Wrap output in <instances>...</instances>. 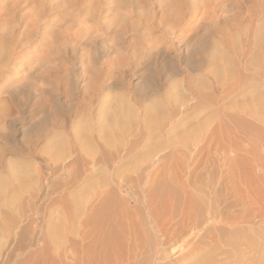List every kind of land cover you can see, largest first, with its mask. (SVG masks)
Returning <instances> with one entry per match:
<instances>
[{
	"label": "rangeland",
	"instance_id": "1",
	"mask_svg": "<svg viewBox=\"0 0 264 264\" xmlns=\"http://www.w3.org/2000/svg\"><path fill=\"white\" fill-rule=\"evenodd\" d=\"M263 11L264 0H0V39L2 42L5 41L7 46H11H9L11 53L12 49L15 51H13L11 58H16L17 61L12 75L6 77L0 71V83L3 84H0L3 86L0 90V144L8 150L15 151L17 157L25 161H33V166L44 167V173H49L50 170L45 169L47 164L45 167L42 159L48 158L47 153L50 152V148L45 140H38L37 133L40 130L35 129L37 125L43 127L45 122L47 127H51V123L58 124L59 122V124L61 123L60 126L64 125L65 133L71 138L74 132L71 124L78 122L77 111L92 102L93 115L98 113V107L95 108L94 106L95 103L97 105V101L102 99L113 100L114 95L115 97H123L124 100L126 99L125 101L129 100L131 103H135L138 106L134 104L138 112L143 106L146 107L152 103L147 100L150 94L147 87L151 83H158L165 90L161 97H156V104L163 102L166 98L169 99L170 96L172 97L173 90L180 87L181 93L185 92L181 96L186 99L190 98V104L188 103L189 106L184 117L180 119L181 122L175 120L176 117L171 119L176 125L179 123L181 125L179 124V127L173 130L174 133L172 132L171 136L166 135L163 141L171 138L174 143L165 146L162 152L159 151L157 156L160 157H152L149 162H145L147 165L141 164L143 168L146 165L145 173L148 174L147 176H156L155 181L150 182L148 180L146 186L142 188V192L138 193V196H144L142 199L148 198L152 201L150 203L153 204V208L156 206L155 211H160L162 219L168 213H173L171 218L174 222L178 221L180 212L188 205L191 213H193L195 221L188 222V227H185L186 235L184 234L183 237L173 240L172 243L164 247L166 248L164 255L168 258L163 264L175 263L191 246L199 247L203 253L198 259L199 264H209L204 262V257L206 254L211 255V253L216 256L213 255L214 259L226 258L222 262L228 264L232 260V257L230 259L227 256L233 244H236L243 252L247 254L249 252L248 256H256L257 250L264 244V159H262L264 157V149H262L264 144L261 140H257L258 135L264 134V115L262 113L259 116L255 114L256 117L252 115L254 114L253 110L251 112V109H248L251 106H248V98L250 97L245 95L246 99L244 96L249 91L241 92L243 96L238 95L237 97L240 102V106H238L240 110L237 112L239 117L241 116V131L246 133L239 136L242 138L241 141L239 140L242 145L240 148L243 147V149L238 150L239 154L237 151L230 153L227 148L224 150L222 146L221 149L218 147L217 150H210L211 154L201 155L200 158L196 157L195 154L204 149L210 134L218 125V117L222 114L214 111L216 110L214 104L205 103L204 98L207 95L215 98L217 93L213 90L224 80L220 79L215 82L212 73L206 71L203 74L207 78V84L199 83L195 80L194 74L188 69V66L189 62L190 65L192 62H196L198 56L205 52L208 53L209 51L210 53L214 51V48L215 52L218 49L222 50L224 48L222 44L216 42L219 41L218 38L221 40L225 35H227L225 38L231 37L236 30L244 27L248 15L253 12L259 15ZM227 31L228 33H226ZM245 35L244 33L239 34L241 39H244ZM114 36L118 37L115 39L117 43L113 40ZM121 39L124 41L123 44L119 42ZM202 41L204 43L201 44ZM232 59L236 61L234 55H232ZM239 63L241 72L242 70L244 72H242L243 75L253 78L254 82L257 80L255 83H264V77L256 73L260 70V65L247 67L241 62ZM0 65L2 68L4 67L1 61ZM2 68L0 67L1 70ZM173 69H177L181 73L179 76H175L176 78L170 74ZM252 71H256V74ZM189 81L191 83L190 89L187 87L190 84H187ZM112 85L113 88H109ZM194 87H197V90ZM209 87L211 93L208 91ZM9 90L12 94L7 93ZM188 90L193 91V93L191 92V94ZM169 94L170 96L167 97L166 95ZM198 98L200 101H197ZM226 100H221V103L224 102L226 106H231ZM4 110L10 112L6 113ZM215 112L216 114H214ZM260 115L263 116V119L259 118ZM252 118L256 119L253 121ZM245 122H248V125H244ZM198 124H201L199 128H197ZM42 127H39L41 131L44 129ZM188 127L197 128L191 138L181 139L175 136L178 129L179 132H183ZM204 127L207 128L206 131ZM244 129L246 131H243ZM166 130L167 128H165ZM128 139L131 142L138 140L136 137H128ZM176 145L178 148L175 149ZM183 145L185 148H182ZM71 147L73 148L71 157H66V159L63 157L64 160L60 157L56 158V161L52 159L48 162L49 168L61 169L57 175L49 177L47 180L49 186H54L49 188V192L52 194L49 193L51 200H58L59 197L63 198L65 194H69L63 184L67 185L69 174L72 175L73 171L75 172L77 168V165H74L75 159L78 158L76 144H72ZM132 160L126 159L124 165L119 168L122 173L124 172L122 175L128 180L134 178L135 173L132 172L140 166L134 164L135 162ZM203 161L204 163H202ZM239 167L240 169H238ZM182 170L184 171L183 174L181 173ZM230 170H235L233 182L236 181L234 179L238 178L235 187L231 182L233 173L230 174ZM171 172H173V176ZM179 176L182 183L177 178ZM182 177L184 178L182 179ZM154 182L156 183L154 184ZM32 186L31 189L35 185ZM227 190H229L228 193ZM13 191L18 197L23 198L24 195L19 193V190L14 189ZM182 191H185V195ZM120 196H126L125 192H120ZM154 197L155 199H153ZM51 200L37 204L44 205L45 203L49 207ZM164 203L166 204L164 205ZM184 204L186 205L184 206ZM130 205L134 207L136 203L132 200ZM54 206L56 207L54 208ZM50 207L54 218L60 209L59 205L53 204ZM170 207L174 210L170 211ZM133 218L138 220L136 216ZM47 222L42 221L41 225L39 222L31 224V221H24L18 226L23 227L22 230H26V233L33 229H36L34 232H38L39 229L43 230L44 226L49 224ZM2 224L4 225L2 226ZM0 225V264H116L121 256L123 260H128L129 264H148L154 258L153 250L145 248L147 245L150 248L153 247L154 241L151 240L150 235L148 238L145 236L137 237L135 240L137 242L134 239H131L132 241L114 239L111 240V246L110 241L106 243L96 239L94 241L93 239L81 241L72 236L66 237L67 239L62 238L63 240L52 239L51 237V239L42 240L40 236L33 238L34 235L32 237L28 233L26 236L18 237L14 233L16 230H11L13 236L8 225H5L1 220ZM220 235V243L223 247L218 250L213 249L216 252L205 253L204 249L216 245V238ZM139 242L142 243L141 246L144 244L145 246L139 248ZM249 244L255 246L251 247ZM248 246L250 247L248 248ZM254 248H256V252ZM219 251H224V254L217 256L216 253L219 254ZM117 257L118 260H116ZM222 262L211 264H223ZM243 264L249 263L243 262Z\"/></svg>",
	"mask_w": 264,
	"mask_h": 264
},
{
	"label": "bare ground",
	"instance_id": "2",
	"mask_svg": "<svg viewBox=\"0 0 264 264\" xmlns=\"http://www.w3.org/2000/svg\"><path fill=\"white\" fill-rule=\"evenodd\" d=\"M257 11H258V9H257ZM247 17H248L247 20L244 18L246 20L244 22L245 23L244 27H242L238 31L236 30V32H234L231 37L229 36L228 38H225V36H227V35H225L224 37L221 36V37H223L221 40H220V38H218L219 41L217 40L216 42L222 44V47H224L222 50H219L217 48L218 51L215 52L216 50L214 48L213 49L214 51H211L210 53L208 51V53L205 52V53L199 55L198 59L195 60L196 62H194V63L192 62L191 65L189 62L188 69H190V71H192V73L194 74L195 80L197 82H199V83H206L207 82V78H206L205 74H203L206 71L207 72L209 71V73H212V76H214L213 81L216 82L217 80L219 81L220 79L224 80L223 82H220V84L217 86L216 89L214 88L215 90H213V92L215 91L217 93V96L215 98L210 97L208 95L205 96V98H204L205 103L206 102L207 103H213L214 108H216V110H214V111L220 112L222 114L219 117L217 116L218 117V125L216 126L214 131H212V133L210 134L211 136L208 138V142L205 145L204 149L201 148L202 150H199V152L195 154L196 157H199V156L204 155V154L208 155L210 153V150H212V149L217 150L218 147H220V149H221L222 146H223L222 148L224 150H225V148H227L228 151H230V153L234 152V151H237V153H238L240 151L239 149H243V147L240 148V146H242V145H241V143H239V140L241 141V139H242V138H239V136L241 134H243L244 132L242 133V131H241V129H242L241 128V119H240L241 116L239 117V115H238V112L240 110V109H238V106H240L239 105L240 102L237 99L238 95H242L241 92L249 91L247 94H244V96L248 95V97H250V98H248L249 103L248 102L247 103L249 104L248 106L251 105L250 108H248V109H251V112L253 110L254 114H252V115H254L255 117H256V115L259 116L260 113H262L264 115V83H262V82H261V84L255 83V82H257L256 79H255L256 81L254 82L253 78H251V77L249 78L248 76L243 75L244 72H243V70H242L243 73L241 72L240 65H239L240 64L239 62L247 65V67L260 65L259 66L260 70L257 72L255 71V72L258 75L264 77V11L262 13H259V15L256 12H253L252 14L248 15ZM226 33H228V31ZM240 33L246 34L244 36V39L240 38V36H239ZM116 36H118V35H116ZM115 39H118V37H115L113 40L116 41ZM213 39H215V38H213ZM114 41H112V42L114 43ZM199 41H201V40H199ZM119 42H122L121 44L124 43V41L122 39L119 40ZM205 42H207V41H205ZM5 43H6L5 41L2 42L0 39V61L2 64H4L3 68L0 65V67L2 68V70L0 69V71L3 73L2 75H5L6 77H8L9 75H12L13 72L15 71L17 61H16V58H11V57H13L12 53L14 50L11 48L12 49V53H11V50H9L11 46L9 45L10 46L9 47ZM116 43H117V41H116ZM202 43H204V42L202 41L201 44ZM215 46H217V45H215ZM225 48H227V50H225ZM232 55H234L236 57V61H234V59H232ZM193 56H194V54H193ZM186 64L188 65V62ZM247 67H246V69H247ZM252 72H254V71H252ZM170 74L175 77V76H179L181 73H179V71L177 69H173V70H171ZM171 78H173V77H171ZM260 80H262V78ZM189 83H190V81L187 82V84H189ZM0 84H2V83H0ZM2 85H0V90H2V88H3ZM190 85H191V83L187 86L189 89H190ZM205 85H203V86H205ZM99 87H101V86H99ZM109 88H113V85L110 86ZM147 88H149V89H147L148 91L150 90V94L148 95L147 100L152 102V103H150V105H148L146 107L143 106V108H141L140 111H138V112H137L138 106L135 103L134 104L137 107L133 103H131L129 100L125 101L126 99L124 100L123 97L122 98L118 97V96L115 97L114 94H113L114 95L113 100L112 99L111 100L102 99L100 101H97V105L94 101L95 108H96V106L98 107V109H97L98 113L97 114L95 113L96 115L95 114L93 115V111H94L93 102L88 104L86 107L84 106L83 108H80V110L77 111L78 112L77 113L78 114V122L71 124L72 129H74L73 130L74 132L71 135V138L65 133L64 125L60 126L61 123L59 124V122H58V124L55 122L51 123L52 124L51 127H47L46 123L44 122L45 126L43 125V127H42V125H39V127L41 126L42 128H44V129H42L43 131H41V128H39L37 125V127H35V129L37 128V130H40V132L37 133L38 140L39 139L45 140L47 142L48 147L50 148V152L47 153L48 158L42 159V163L44 162L45 167L47 164V167L45 169L50 170L49 173H44V170H43L44 167L42 168V166H35V165L33 166L32 165L33 161L32 162L25 161L24 159L17 157V155L14 153L15 151L13 152L12 150H8L0 144V220L3 221V223H5V225H8V228L10 231L15 229L16 231L14 233L18 237L24 236V235L26 236L27 233L31 234L32 237L34 235L33 238H35L36 236H38V237L40 236L42 238V240L50 238V237L52 239L53 238L54 239H62V238L65 239L68 236H72V237H76L78 240H81V241L88 240V239H90V240L93 239V241H94V239H96V240H101V242L103 241L105 243L110 241V244H111V240H114V239H117V240L120 239V240H124V241L134 239V241H135L136 238L139 236H143V237L145 236L148 238V236L150 235L149 237H151L152 238L151 240L154 241L153 247L150 248V246L148 247V245H147V247H145V248H147L149 250H153L154 258L152 260H150V263H148V264H163L165 259L168 258V256L164 255V252L166 250V248H164V247L166 245H168L169 243H172L173 240H176L177 238L179 239V238H181V236L183 237L184 234L186 235L185 227L186 228L188 227L187 226L188 222H190V221L194 222L195 221V219L192 215L193 213H191L190 208H188L189 205L187 204L188 207L184 208L180 212V215H179L180 219L178 221L174 222L173 219L171 218L173 213L170 214L168 212L167 213L170 215L168 216V214L167 215L165 214L166 216L163 217V219H162L160 217V213H159L160 211L159 212L155 211L156 206L154 207L155 208L154 209L152 206L153 204L150 203L152 201H150L148 198L147 199L149 201L147 199H142V197H144V196H142V197L138 196V193L142 192V188L144 186H146V184L148 183V180L150 182L155 181L154 179H155L156 175L149 177V176H147L148 174L145 173V170H147V168L145 169V166L147 165L145 162H149L152 157H156L158 152L159 151L162 152V149L165 146L172 145L171 144L172 142L174 143V140H171V138H168L165 141H163V139L166 137V135L169 137L170 134L174 133L173 130H175L177 127H179L180 123L176 125V123H174V121H172L171 119L176 117L175 120L180 121V119H182L184 117V113L187 111V108L190 104L189 102L191 99L190 98H188V99L183 98L181 96L182 93L180 91V87L179 88L177 87L176 89H174L175 92L173 90L172 97L170 96V94L166 95L167 97L170 96L171 99L170 98L169 99L163 98L164 100H163V102H160L161 104L160 103L156 104L157 103L156 97H161L162 92L165 91V90H163L164 88L158 83H151ZM186 88H185V90H186ZM196 88H195V90H197ZM205 89H207V88H205ZM205 89H202V90H205ZM208 91L211 93L210 87H209ZM189 92L193 93V91H189ZM7 93L12 94V92L10 90L7 91ZM239 93H241V94H239ZM194 94H195V92H194ZM201 94L204 95V93H201ZM195 95L197 97V94H195ZM195 95H194V97H195ZM214 95H216V94L214 93ZM198 96L200 97V95H198ZM103 98H104V95H103ZM240 98H242V97H240ZM245 98H246V96H245ZM224 99L225 100L227 99L228 103H230L231 106H226V104L224 102L221 103V100L223 101ZM249 99H250V101H249ZM197 101H200L199 98L197 99ZM7 103H9V101ZM198 104H200V102ZM241 106H242V103H241ZM246 108H247V106L245 107V109ZM9 109H10V107H9ZM248 109H246V111ZM97 110H95V112H97ZM5 112L7 113L10 111H5ZM58 114H59V112H58ZM214 114H216V112ZM262 117L263 116L260 115L259 118L261 119ZM45 118H47V117H45ZM214 119H212V120H214ZM255 119L252 118L251 120L254 121ZM260 119H258V120H260ZM253 121H251L252 124H253ZM245 123H244V125H248L247 124L248 122H245ZM259 124H261V123H259ZM186 125H187V123H186ZM261 125L263 126V124H261ZM200 126H201V124H198L197 128H199ZM165 128H167V130L168 129H170V130L165 131ZM196 129L188 127L187 129L185 128V131H183V132H179V129H178V133H176V135L175 134L174 135L177 136V138L179 137L181 139H184V138L188 139V137L189 138L192 137V135ZM202 129H203V127H202ZM204 129H205V127H204ZM206 129H205V131H206ZM208 130H207V132H208ZM243 131H246V130L244 129ZM244 134H246V133H244ZM259 134H260V132H259ZM206 136H207V134H206ZM128 137H130V138L136 137L138 140L136 142H134V141L131 142V141H129ZM253 137H254V135H253ZM198 138H199V136H198ZM198 138H197V140H198ZM249 138H251V137H249ZM258 139L261 140L264 144V134L263 133L261 135H258L257 140ZM175 140H176V138H175ZM176 142H178V141H176ZM72 144H76V146H77L78 158L75 159L76 160L75 164L73 163L74 165H77L75 172L73 171L72 175H70L71 173L69 174V176H68L69 178L67 179L68 181L66 183L67 185H65V183L63 184V187L65 186V188L69 192V194L68 193H67L68 195L65 194V196L63 198H60V197H59V199L56 198L58 200H55V199L51 200L49 197V193H50L49 188L51 185L49 186L47 180L49 177L57 175L58 171L61 169L60 168L56 169L53 167L49 168L48 162L51 161L52 159H55L54 161H56L57 160L56 158H60V157L61 158L65 157V159H66V157H69L72 154V149H73L71 147ZM198 144L200 145L201 143H198ZM184 145L182 146V148L184 147ZM195 146H197V145H195ZM176 148H178L177 145H176L175 149ZM262 149H264V148H262ZM224 150H222V152H224ZM256 150H257V148H256ZM250 151H251V149H250ZM220 153H221V151H220ZM224 153H226V152H224ZM183 154H185V153H183ZM255 154H258V153L255 152ZM227 157H228V155L226 156V158ZM126 159H129V160L133 159L132 162H135L134 164L140 165V166H138L137 170L135 169L134 172L130 171L132 173H135L134 178L132 180H128L125 176L122 175V174H124V172L122 173L121 172L122 170L121 171L119 170V168L122 165H124ZM262 159H264V157ZM63 160H64V158H63ZM219 160L222 161V159H219ZM233 161L235 162V160H233ZM57 162H59V161H57ZM210 162H212V161H210ZM234 162H233V164H234ZM143 163L146 164V165L144 164L145 165L144 168L141 167V166H143V165H141ZM202 163H204V161ZM205 163H207V162H205ZM215 164H216V162H215ZM215 164H214V167H215ZM71 166H72V164H71ZM218 166H220V165L218 164ZM184 168H186V167H184ZM235 168H236V166H235ZM218 169H220V168L218 167ZM238 169H240V167ZM168 171H169V169H168ZM250 171H252V170H250ZM253 171H254V168H253ZM64 172H65V170H64ZM127 172H129V171H127ZM234 172H235V170L234 171L230 170V174H232L231 175L232 176L231 182L233 184V187H235L234 185L238 180V178L236 176L237 179H234V181L235 180L236 181L233 182V178L235 177V176H233V175H235ZM171 173L173 176V172H171ZM181 173L183 174L184 171ZM222 174H223V172H222ZM240 174H242L241 171H240ZM236 175H238V174H236ZM66 176H67V173H66ZM177 178L179 179L180 176ZM183 178L184 177H182V179ZM162 179H164V178H162ZM191 179H193V178H191ZM180 182H181V180H180ZM244 182H243V184H244ZM155 183L156 182H154V184ZM167 183H168V181L166 182V184ZM240 183H242V182H240ZM59 184H60V182H59ZM32 185H35L33 189H31L33 187ZM156 185H158V184H156ZM156 185H154V186H156ZM178 185H180V184H178ZM167 186H169V185H167ZM224 186H226V185H224ZM51 187H54V186L52 185ZM163 188H165V187L163 186ZM14 189L19 190L18 192L21 194L23 193V195H24L23 198L18 197L16 194H14L15 193L13 191ZM180 189H182V188L180 187ZM233 190H236V189H233ZM54 191H52V193H54ZM122 191L125 192L126 196H124V197L120 196V192H122ZM239 191H240V189H239ZM156 192H158V191H156ZM182 192L185 195V193H184L185 191H182ZM228 192H229V190H227V193ZM143 194H144V191H143ZM152 194H153V192H152ZM154 195H156V194H154ZM149 197H151V196H149ZM145 198H146V196H145ZM153 199H155V197ZM159 199H160V197H159ZM243 199H244V197H243ZM48 200H51V205H53V204L59 205L60 209L58 210V213L56 215L54 214L55 215L54 218L52 216V211H51L52 209L50 207L51 205L49 207L47 205H45V203H44V205H42V204L38 205V204H40L44 201H48ZM128 200H130V201H128ZM132 200L136 203V206H134V207H132V205H130ZM239 200H241V199H239ZM170 201H171V198H170ZM166 202H167V200H166ZM165 204L166 203H164V205ZM161 205H162V203L160 204V206ZM185 205L186 204H184V206ZM169 206H168V208H169ZM55 207L56 206H54V208ZM171 207H172V205H171ZM171 207H170V209H171ZM173 210L171 209L170 211H173ZM174 214H176V213H174ZM218 215H219V213H218ZM135 216L138 218V220L136 218H133ZM159 217L161 218V220ZM55 219H57V220L54 221ZM24 221H26V222L31 221V224L32 223L36 224L37 222H39L41 224L42 221L43 222L48 221L49 224L47 222L48 225L46 227L44 226V228H46V229L43 228V230L39 229V231L37 230L38 232H34L36 229L32 228L33 230L29 229L30 231H28L26 233V230H22L23 227L20 228L18 226V224H20ZM233 223H234V221H233ZM190 224L191 223H189V226H191ZM228 224H230V223H228ZM232 224H230V225H232ZM3 225L4 224H2V226ZM212 228H213V226H212ZM220 229H221V227H220ZM11 233L13 234L12 231H11ZM223 234H221V235H223ZM221 235H220V237L218 236L216 238L217 239L216 245L213 244L214 245L213 247L210 245L211 246L210 248L204 249L206 251L205 253H207V252L209 253V252H212L213 249L218 250V249H221L223 247V245H221V243H220L221 242L220 241ZM13 236H14V234H13ZM239 237L241 238V236H239ZM224 238H226V236ZM114 242H116V241H114ZM135 242H137V241H135ZM247 243H246V245H247ZM120 244H121V242H120ZM139 244L141 246L142 243L139 242ZM111 246H112V244H111ZM113 246H114V244H113ZM140 246H139V248H143L145 246V244L141 247ZM231 246H232V249L230 248L231 251L229 250L230 252H229V255L227 257H229L230 259L232 257V260L230 262L228 261L229 262L228 264H243V262L244 263L246 262L249 264H264V244L262 245V247L258 246L260 248L257 250V254L255 252H256V248H258V247L254 248V251H255L254 254H256V256H251V257L248 256L249 252H248V254L243 252L236 244H233ZM250 246H248V248ZM253 246H255V245L253 244ZM253 246H251V247H253ZM72 247H74V246H72ZM134 247H136V246H134ZM105 248H107V247H105ZM203 248H204V246H203ZM248 248H246V249L248 250ZM88 250H89V248H88ZM130 250H131V248H130ZM213 252H216V251H213ZM202 254L203 253L201 252V249L199 247L191 246L188 249V251L185 254H183L182 256H180L179 259L176 260V262L173 264H179V263L180 264L181 263L182 264H197L199 262L198 259H199V257L202 256ZM216 254H217V256L220 254L223 255L224 251L220 252L219 254L218 253H216ZM213 255L214 254H212V253H211V255L206 254V256L204 257V262L206 261L209 264L215 263V262L221 263L223 260L226 259V258L214 259L215 255L214 256ZM119 256H121V255L119 254ZM118 257L116 258V260H118ZM121 257H120V260L118 262H116V264H125V263L129 264L128 260H123Z\"/></svg>",
	"mask_w": 264,
	"mask_h": 264
}]
</instances>
